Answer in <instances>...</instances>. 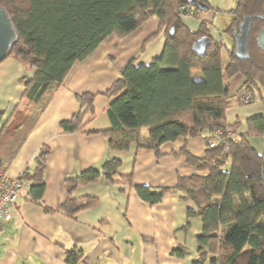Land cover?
<instances>
[{
    "label": "trees",
    "instance_id": "trees-1",
    "mask_svg": "<svg viewBox=\"0 0 264 264\" xmlns=\"http://www.w3.org/2000/svg\"><path fill=\"white\" fill-rule=\"evenodd\" d=\"M196 1L206 5L203 11L218 9L207 0ZM181 4L202 11L189 0H0L17 34L8 56L34 70L31 77L22 76L20 99L1 127L0 166L14 156L26 130L76 61L86 58L109 35L123 37L155 15L158 26L154 35L163 32L164 36L161 52L148 64L128 62L109 89L99 93L113 98L106 108L110 127L85 129L84 119L94 115L98 95L90 92L76 94L78 109L59 126L65 133H98L109 150L124 151L134 142L157 154L166 141L203 135L207 145L203 157L181 150L186 162L203 173L180 176L174 187L153 189L134 184L132 174H120L121 160L111 158L100 168L90 167L66 177L67 197L59 210L73 215L95 206L96 197L76 199L72 193L102 177L111 184L133 188L149 204L158 203L168 191L180 190L196 208L188 209V216L197 214L202 220V232L196 237L201 253L193 264H204L208 254L209 264H264V152L259 154L248 140L264 135V115L246 119L245 132L240 131L239 120L228 123L226 119L230 99L226 81L235 74L243 76L238 94L251 90L264 104V50L256 43L264 26L259 17L264 14V0H237L227 11L232 17L224 32L232 47L226 63L221 56L223 42L212 36L206 21L196 32L191 31L176 12ZM245 15L252 16L249 58L239 60L234 55L232 32ZM200 38H209L203 55L193 51V43ZM195 71L200 72L199 77ZM216 128L222 130L220 135L214 134ZM227 128L234 134L228 135ZM213 139L216 144L208 147ZM50 152L47 146H40L33 167L25 168L18 177L29 185L26 197L46 211L50 210L41 198ZM80 258L75 250L66 251L69 264Z\"/></svg>",
    "mask_w": 264,
    "mask_h": 264
},
{
    "label": "crops",
    "instance_id": "crops-1",
    "mask_svg": "<svg viewBox=\"0 0 264 264\" xmlns=\"http://www.w3.org/2000/svg\"><path fill=\"white\" fill-rule=\"evenodd\" d=\"M214 17L211 10H202V15L191 19L190 25L183 19L185 17L182 21L193 32L206 21L209 32L221 40L228 51V40L219 32L218 38L214 36L217 31L210 20ZM157 26L158 18L153 15L123 37L115 34L106 37L86 58L71 66L62 84L54 89L26 130L16 153L4 167L10 176L18 178L25 168L33 167L40 146H47L51 152L44 171L41 199L50 211L26 197L29 185L24 184L18 211L0 229V264H69L67 250H75L81 255L75 264H193L199 260L201 252L196 237L202 232V220L197 214L188 216V209L195 211L196 208L180 190L168 191L158 203L149 204L140 199L133 188L111 184L102 177L79 186L72 193L76 199L96 197L98 203L95 206L73 215L59 210L67 197L65 178L90 167L100 168L111 158L121 160L120 174H132L134 184L153 189L174 187L180 176L203 173L186 162L181 152L186 149L195 157H203L207 150L203 135H185L166 141L160 145L157 154L152 148L138 147L134 142L124 151L109 150L106 139L98 133H65L59 126L61 120L78 109L76 94L90 92L98 95L94 100V115L88 114L84 119L87 122L85 129L98 131L110 127L106 108L113 98L99 93L109 89L128 62L148 64L161 52L164 36L163 32L154 35ZM227 60L228 56L223 62ZM33 72V68L14 56L0 62V130L20 99L24 89L22 76L31 77ZM236 75L238 87L235 91L240 99L238 91L243 76ZM235 76L226 81L230 99ZM259 102L261 100L251 103ZM228 112L227 108V122L239 120L242 132L246 131V119L264 115L259 106L247 110L242 118L238 119L236 115L234 120H229ZM258 138L252 136L248 140L252 146L255 143L253 147L262 154L264 141ZM210 257L208 254L204 264H209Z\"/></svg>",
    "mask_w": 264,
    "mask_h": 264
},
{
    "label": "water",
    "instance_id": "water-1",
    "mask_svg": "<svg viewBox=\"0 0 264 264\" xmlns=\"http://www.w3.org/2000/svg\"><path fill=\"white\" fill-rule=\"evenodd\" d=\"M189 4H196L201 10L206 9V5L196 0H189ZM264 19V14L259 15ZM252 26V16L245 15L239 22L236 29L232 32L234 40V55L239 60H247L249 58L248 51V36ZM173 29H170L172 32ZM17 40V34L14 26L4 8L0 6V62L3 61ZM209 38H200L193 43V51L198 55L204 54L205 45L208 43ZM256 43L258 47L264 50V26L260 28L256 35Z\"/></svg>",
    "mask_w": 264,
    "mask_h": 264
},
{
    "label": "built area",
    "instance_id": "built-area-1",
    "mask_svg": "<svg viewBox=\"0 0 264 264\" xmlns=\"http://www.w3.org/2000/svg\"><path fill=\"white\" fill-rule=\"evenodd\" d=\"M177 14L183 17H195L198 12L187 4H181L177 9ZM259 97L251 90H245L240 95V101L244 104L259 101ZM228 135H233L234 132L227 128ZM222 130L216 128L215 135H220ZM216 140L213 139L209 142L208 147H214ZM24 183L17 177L10 176L3 166H0V229L5 222H9L14 212L18 211V199L21 196V190Z\"/></svg>",
    "mask_w": 264,
    "mask_h": 264
},
{
    "label": "rangeland",
    "instance_id": "rangeland-1",
    "mask_svg": "<svg viewBox=\"0 0 264 264\" xmlns=\"http://www.w3.org/2000/svg\"><path fill=\"white\" fill-rule=\"evenodd\" d=\"M212 6H214L215 9L214 11H212V13L215 15L214 18H211V25L214 28L215 31H217L214 36L215 37H219L218 32L221 34L222 38H224L225 40H228L229 43V48L231 49L232 47V41L229 35H226V33L224 34L223 30L224 28L227 26V24L229 23V21L231 20L232 15L230 13H228L227 11L230 10L231 8L235 7L237 0H207ZM198 15H202V11H197ZM197 16H195L196 18ZM194 17H185L183 18L185 20V22H189V25L191 24V19H195ZM224 24V25H223ZM224 26V27H223ZM228 51H226L225 47L222 48V59L223 61L226 60L227 58V53ZM195 77H199L200 72L199 71H195L194 72ZM235 76V75H234ZM238 75H236L234 77V81L232 83V87H231V92H232V97L229 100V104H228V117L229 120H234L236 118V115H238V119L242 118V116H245L244 114L247 113V110L251 109V108H255V107H260L264 110V104L263 102H259V103H248V104H243L239 101L237 93L235 90H237V78ZM259 97V96H258ZM234 103V104H233ZM258 105V106H257ZM236 107V108H235ZM255 137H260L258 138L260 141H264V135L263 136H255ZM255 140H253L254 142ZM255 145V143H253ZM253 145V146H254ZM255 147V146H254Z\"/></svg>",
    "mask_w": 264,
    "mask_h": 264
}]
</instances>
